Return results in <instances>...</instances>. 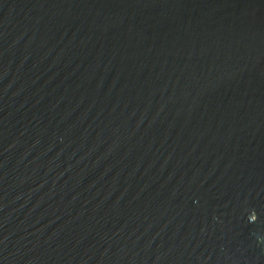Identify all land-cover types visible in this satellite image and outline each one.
<instances>
[{
	"label": "water",
	"instance_id": "1",
	"mask_svg": "<svg viewBox=\"0 0 264 264\" xmlns=\"http://www.w3.org/2000/svg\"><path fill=\"white\" fill-rule=\"evenodd\" d=\"M0 264H264V0H0Z\"/></svg>",
	"mask_w": 264,
	"mask_h": 264
}]
</instances>
